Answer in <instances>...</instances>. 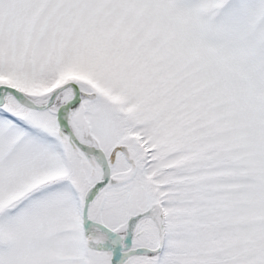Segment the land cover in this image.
Returning <instances> with one entry per match:
<instances>
[{
  "label": "snow or ice",
  "instance_id": "1",
  "mask_svg": "<svg viewBox=\"0 0 264 264\" xmlns=\"http://www.w3.org/2000/svg\"><path fill=\"white\" fill-rule=\"evenodd\" d=\"M0 264H264V0H0Z\"/></svg>",
  "mask_w": 264,
  "mask_h": 264
}]
</instances>
